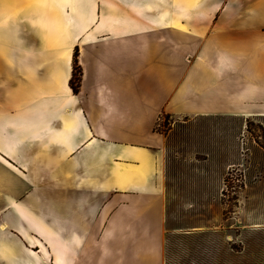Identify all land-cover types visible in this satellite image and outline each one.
I'll return each mask as SVG.
<instances>
[{
  "label": "crops",
  "instance_id": "0c3cea01",
  "mask_svg": "<svg viewBox=\"0 0 264 264\" xmlns=\"http://www.w3.org/2000/svg\"><path fill=\"white\" fill-rule=\"evenodd\" d=\"M163 115L264 116V0H0V264H166Z\"/></svg>",
  "mask_w": 264,
  "mask_h": 264
},
{
  "label": "rangeland",
  "instance_id": "374dc122",
  "mask_svg": "<svg viewBox=\"0 0 264 264\" xmlns=\"http://www.w3.org/2000/svg\"><path fill=\"white\" fill-rule=\"evenodd\" d=\"M166 264H264V116L170 117Z\"/></svg>",
  "mask_w": 264,
  "mask_h": 264
},
{
  "label": "trees",
  "instance_id": "16d2710c",
  "mask_svg": "<svg viewBox=\"0 0 264 264\" xmlns=\"http://www.w3.org/2000/svg\"><path fill=\"white\" fill-rule=\"evenodd\" d=\"M77 51H75L74 53V75L71 79V86L73 88L74 91H77L78 90V86H79V83H80V69L77 68Z\"/></svg>",
  "mask_w": 264,
  "mask_h": 264
}]
</instances>
